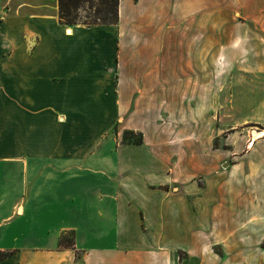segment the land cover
Listing matches in <instances>:
<instances>
[{"label":"crops","instance_id":"1","mask_svg":"<svg viewBox=\"0 0 264 264\" xmlns=\"http://www.w3.org/2000/svg\"><path fill=\"white\" fill-rule=\"evenodd\" d=\"M231 1L242 21L225 35L242 47L236 59H257L264 77V0ZM162 4L120 0L117 24L74 37V28L68 36V27L60 22L58 0H0V45L7 47L10 38L18 45L12 58L0 52V221L8 220L13 206L19 213L14 227L0 224V251L7 252L0 264H264V198L224 197L221 204L229 207L203 215L201 197L164 192L170 171L147 141L116 149L111 191L95 196L96 218L84 214V201L78 213L66 209L63 225L54 224L57 214L37 218L44 207L58 211L56 184L42 179V158L62 156L55 145L57 129L43 128L39 111L51 109L47 116L56 124L81 121L95 140L112 125L120 126L132 109L133 129L145 125L155 92L193 96L200 90L195 62L201 55L202 27L193 18L170 23L168 16L159 17ZM128 37L130 45L123 40ZM98 40L100 49L94 44ZM138 94H145V100ZM10 103L18 110L6 112ZM109 108L112 112H104ZM28 127L40 136L44 132L46 145L29 135ZM63 184L71 196L74 187ZM46 228V239L34 238ZM14 230L23 239L15 240ZM70 231L76 242L59 245ZM94 236L109 244L87 245Z\"/></svg>","mask_w":264,"mask_h":264},{"label":"rangeland","instance_id":"2","mask_svg":"<svg viewBox=\"0 0 264 264\" xmlns=\"http://www.w3.org/2000/svg\"><path fill=\"white\" fill-rule=\"evenodd\" d=\"M115 2L72 0L68 19L60 17L59 6L60 22L64 28H74L75 35L73 31L68 36L77 37L82 31L94 35L97 29L114 25L93 23L100 22L98 17L102 18L106 12H110L109 16L114 18L112 5ZM162 5L164 7L160 6V10H157L159 17L168 16L170 23L180 17L184 20L193 18L202 27L201 55L195 62L200 90L193 96L189 92H155L151 98L154 106L147 109L145 125L133 129L136 123H131L135 119L132 117L135 109H132L122 118L120 126L112 125L95 140L91 138L90 127L84 126L81 121L56 124L47 116L51 109L39 111L43 117V128L47 131L57 129L55 145L61 150L62 156L48 157L47 161L42 158V179L56 184L53 197L58 204V211L55 213L44 207L38 210L40 215L37 218L57 214L58 221L54 224L63 225L66 222L62 220L66 216V209L74 207L78 213L83 201L84 214L90 219L96 218V198L110 193V185L114 181L116 149L120 145L145 144V141L147 146L160 153L161 164H167L170 171L164 192H168L169 196L201 197L203 215L214 209L220 211L221 208L229 207L221 204L220 200L224 197L239 201L244 197L264 198V77L257 71L260 64L257 59H236V56L243 54L242 47L225 35L227 28L241 24L240 9L231 0H196L195 3L190 0H163ZM210 28L214 31V38L210 37ZM214 29H217V34ZM13 39L10 38L11 44L7 47L0 45V52L8 54L10 58L18 51L17 39ZM131 39L123 38L127 45H130ZM211 42L214 44L211 45ZM94 44L98 49L101 48V40ZM131 46L136 49L135 45ZM251 55L257 58L256 51ZM213 57H217L216 62ZM141 96L145 100L146 95ZM16 109L18 105L14 103L5 107L6 112ZM104 112L112 110L109 108ZM57 120L60 122L59 118ZM126 125L132 129H124ZM254 131L262 134L250 146ZM28 133L41 137L42 143L46 145L44 132L40 136L39 130L28 127ZM47 163H50L48 169L44 166ZM54 178L56 180H52ZM63 183L74 187L71 196H66V185ZM82 183V188L76 186ZM209 199L212 200L210 205ZM237 206L240 205L234 204V207ZM11 210L8 220L5 223L0 221V224H9L10 227L17 224V206ZM37 223L40 225L44 222L41 220ZM47 230L34 238L46 239ZM12 233L16 234L15 240L23 239L16 230ZM76 240L75 233L70 231L60 237L59 245L70 246ZM81 240L84 238H79ZM87 241V245L109 244L108 239L95 236L89 237ZM6 254V251H0V258Z\"/></svg>","mask_w":264,"mask_h":264},{"label":"trees","instance_id":"3","mask_svg":"<svg viewBox=\"0 0 264 264\" xmlns=\"http://www.w3.org/2000/svg\"><path fill=\"white\" fill-rule=\"evenodd\" d=\"M71 1L72 0H59V6H60V17L62 19H68L71 15L70 9H71ZM119 3L120 0H116L115 4L112 5V11L114 14V18L110 17L108 13L106 12V15L102 18L98 17L100 22L93 23V24H117L119 21ZM7 255V254H6Z\"/></svg>","mask_w":264,"mask_h":264},{"label":"bare ground","instance_id":"4","mask_svg":"<svg viewBox=\"0 0 264 264\" xmlns=\"http://www.w3.org/2000/svg\"><path fill=\"white\" fill-rule=\"evenodd\" d=\"M67 32H68L69 34H71V33L73 32L72 27H68ZM261 134H262L261 132H256V131H254V132L251 134V140H252L253 142L250 144V146H252V145L255 143V140H256L258 137H260ZM250 146H249V147H250Z\"/></svg>","mask_w":264,"mask_h":264}]
</instances>
